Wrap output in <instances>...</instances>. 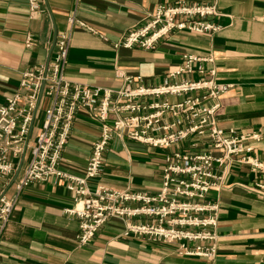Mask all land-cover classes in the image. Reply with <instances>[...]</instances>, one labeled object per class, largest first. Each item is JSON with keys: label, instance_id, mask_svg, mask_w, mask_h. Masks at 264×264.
Segmentation results:
<instances>
[{"label": "crops", "instance_id": "1", "mask_svg": "<svg viewBox=\"0 0 264 264\" xmlns=\"http://www.w3.org/2000/svg\"><path fill=\"white\" fill-rule=\"evenodd\" d=\"M177 1L43 0L30 16L27 0H0V104L15 89L24 68L46 63L56 33L68 29L67 18L72 15L99 34L71 24L64 77L117 88L121 77L115 71L119 70L132 75V84L153 85L181 61L183 52L210 54L212 60L204 66L214 68L215 81L229 83L218 95L216 124L238 131L260 128L262 136L252 142V152L264 159V0H185L214 2L219 15L213 20L219 28L211 33L177 30L152 48L113 46L120 34L157 3ZM27 34L29 41L25 40ZM198 76L196 71L189 74L190 78ZM203 76L209 73L205 71ZM41 103L35 112L39 124ZM33 124L30 138L39 127L32 136ZM98 128L99 121L85 111L75 113L60 153L62 170L82 172ZM188 141L190 137L181 142L184 148ZM171 148L113 134L102 153V167L88 179L87 186L92 189L101 183L155 191L160 185L163 155ZM27 157L28 147L16 158V165ZM15 168L4 185L5 194L15 195V201L0 232V264H264V199L247 188L254 175L245 163L230 160L221 183L204 195L218 206L212 257L181 255L174 251L173 242L124 234V221L117 216L107 218L80 244L75 237L78 218L65 211L73 203L65 180L33 181L16 191ZM220 170L218 166L216 172Z\"/></svg>", "mask_w": 264, "mask_h": 264}, {"label": "built area", "instance_id": "2", "mask_svg": "<svg viewBox=\"0 0 264 264\" xmlns=\"http://www.w3.org/2000/svg\"><path fill=\"white\" fill-rule=\"evenodd\" d=\"M43 0H27L29 15ZM214 2L178 0L155 7L113 42V46L152 48L177 30L214 32L219 24ZM68 29L56 33L46 63L24 68L18 84L0 104V232L15 201L4 185L16 158L28 147V157L13 179L16 191L33 181L63 178L73 203L65 211L78 218V243H86L111 216L122 218V233L143 235L175 243L181 255L212 257L215 254L217 202L204 198L219 185L230 160L247 163L254 181L247 186L264 199V159L252 152L260 128L238 131L216 124L218 95L229 83L215 81L214 68L204 66L210 54L183 52L181 61L159 83L132 84V75L116 70L117 88L73 82L64 77L69 30L75 23L99 34L80 19L68 16ZM30 35L25 37L29 41ZM193 71L197 78H190ZM207 71L208 77L203 76ZM45 97L39 127L29 131L41 97ZM168 96L175 97L169 99ZM85 111L99 121L97 137L81 173L59 167L61 150L70 135L74 115ZM125 136L152 147H169L161 165L162 177L155 191L112 187L101 183L92 189L87 181L102 167V153L112 135ZM190 137L187 146L182 141ZM216 166L221 172H216Z\"/></svg>", "mask_w": 264, "mask_h": 264}, {"label": "rangeland", "instance_id": "3", "mask_svg": "<svg viewBox=\"0 0 264 264\" xmlns=\"http://www.w3.org/2000/svg\"><path fill=\"white\" fill-rule=\"evenodd\" d=\"M223 83H225V82H223ZM42 108V103L39 105V110ZM39 116L37 115L36 116V118H35V122H34V124H33V127H32V131H31V135L33 136L34 135V133H35V131H36V129H37V126L39 125ZM163 162V161H162ZM245 164H247V163H245ZM162 165V164H161ZM218 166H216V168H217ZM220 172H221V170H220ZM219 173V172H218ZM161 177H162V171H161ZM206 193V192H205Z\"/></svg>", "mask_w": 264, "mask_h": 264}, {"label": "water", "instance_id": "4", "mask_svg": "<svg viewBox=\"0 0 264 264\" xmlns=\"http://www.w3.org/2000/svg\"><path fill=\"white\" fill-rule=\"evenodd\" d=\"M19 167H20V161H19V163L16 165V168H15V171H14V174H13V178H14V176L16 175V173H17ZM13 178H12V179H13Z\"/></svg>", "mask_w": 264, "mask_h": 264}]
</instances>
